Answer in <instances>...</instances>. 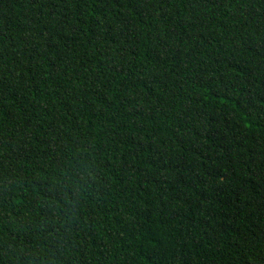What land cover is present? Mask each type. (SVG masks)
<instances>
[{
  "label": "trees",
  "instance_id": "16d2710c",
  "mask_svg": "<svg viewBox=\"0 0 264 264\" xmlns=\"http://www.w3.org/2000/svg\"><path fill=\"white\" fill-rule=\"evenodd\" d=\"M0 264H264V0H0Z\"/></svg>",
  "mask_w": 264,
  "mask_h": 264
}]
</instances>
